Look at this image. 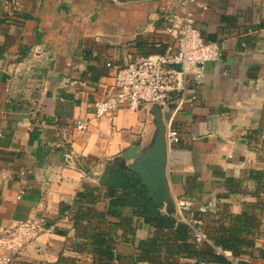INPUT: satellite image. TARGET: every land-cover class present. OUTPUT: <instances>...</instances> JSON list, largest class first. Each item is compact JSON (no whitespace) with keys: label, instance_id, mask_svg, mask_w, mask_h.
Instances as JSON below:
<instances>
[{"label":"crops","instance_id":"1","mask_svg":"<svg viewBox=\"0 0 264 264\" xmlns=\"http://www.w3.org/2000/svg\"><path fill=\"white\" fill-rule=\"evenodd\" d=\"M180 9L178 0H0V233L14 220L57 222L11 264H96L91 242L101 233L115 240L113 264H197L191 252L173 256L164 248L143 259L139 241L154 228L129 206L108 214L112 194L123 192L103 182L117 160L144 174L162 141L163 181L149 190L163 213L184 222L178 199L206 205L213 236L232 226L233 215L262 216L264 0H200L193 7L222 58L206 64L197 98L175 114V144L158 104L95 114L114 81L107 63L115 68L164 52L175 43L167 17ZM67 149L74 165L64 162ZM252 230L255 236L242 234L254 240L247 254L208 264H264V219Z\"/></svg>","mask_w":264,"mask_h":264},{"label":"built area","instance_id":"2","mask_svg":"<svg viewBox=\"0 0 264 264\" xmlns=\"http://www.w3.org/2000/svg\"><path fill=\"white\" fill-rule=\"evenodd\" d=\"M200 0H178L180 10L167 17L166 32L175 39L164 52L141 55L126 65L111 68L113 84L103 99L95 102V114L102 117L116 114L122 107L139 110L148 104L160 105L163 112L168 113L167 140L175 144L179 137L174 128V116L188 102L197 98L196 88L206 73V64L220 61L222 50L218 42L204 37L193 12V7ZM206 7V6H204ZM78 129L85 124L78 121ZM64 162L74 165L76 156L72 150H65ZM183 221L188 224L192 240L197 244L209 243L218 254L230 261V251L214 245L205 228V219L194 216V212L207 213L208 208L196 204L192 199L180 198L177 201ZM68 213V212H67ZM185 215H190L187 217ZM65 214L62 220H69ZM57 222H47L35 217L26 220H14L0 233V264H11L26 246L43 232L56 231ZM200 264H206L201 262Z\"/></svg>","mask_w":264,"mask_h":264},{"label":"trees","instance_id":"3","mask_svg":"<svg viewBox=\"0 0 264 264\" xmlns=\"http://www.w3.org/2000/svg\"><path fill=\"white\" fill-rule=\"evenodd\" d=\"M117 161L119 166L111 169L103 182L110 191L121 189L123 192L120 196L112 194L114 198L110 202L108 214L118 213V207L129 206L133 215L142 218L144 222L154 228L152 236L139 241L143 259L154 260L160 255L159 250L164 248L169 255L173 256L179 255L181 252H191L197 257V264L201 262L206 264L230 262L228 258L218 254L214 246L209 243H204L205 247L197 246L192 240L188 224L178 221L172 214L163 213L141 176L130 171L122 159ZM258 208L262 212V216L256 218L253 213L247 210L233 215L232 218L235 221L232 226L230 228L223 227L219 235L213 236L206 229L210 240L214 245H219L230 251L235 257L247 254L254 245V240L249 237H242V234L245 231L247 235L249 233L256 235L252 229L261 224L262 219H264V204L261 203ZM203 216L202 213L201 217L203 218ZM91 243L94 245L97 254L96 264H113L116 255L115 240L112 235L98 234ZM239 264L249 263L240 260Z\"/></svg>","mask_w":264,"mask_h":264},{"label":"water","instance_id":"4","mask_svg":"<svg viewBox=\"0 0 264 264\" xmlns=\"http://www.w3.org/2000/svg\"><path fill=\"white\" fill-rule=\"evenodd\" d=\"M167 146L164 141L161 142L155 153L146 160L148 168L144 174L140 173L146 186L152 189H158L163 181L164 166L166 163Z\"/></svg>","mask_w":264,"mask_h":264}]
</instances>
